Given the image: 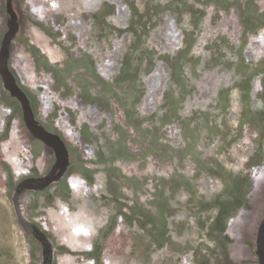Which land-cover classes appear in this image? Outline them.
Wrapping results in <instances>:
<instances>
[{"label":"rangeland","instance_id":"rangeland-1","mask_svg":"<svg viewBox=\"0 0 264 264\" xmlns=\"http://www.w3.org/2000/svg\"><path fill=\"white\" fill-rule=\"evenodd\" d=\"M262 32L264 0H0V264H259Z\"/></svg>","mask_w":264,"mask_h":264},{"label":"bare ground","instance_id":"bare-ground-1","mask_svg":"<svg viewBox=\"0 0 264 264\" xmlns=\"http://www.w3.org/2000/svg\"><path fill=\"white\" fill-rule=\"evenodd\" d=\"M263 33V32H262ZM27 36L29 37V39H30V41L33 43V44H35V46H37L39 49H40V51L42 52V54L47 58V59H49L51 62H57V61H60L58 58H57V56L56 55H54L52 52V49L50 48V46L48 45V41L46 40V39H44V37L42 36V38H41V36H39L38 35V33L37 32H34V31H29V32H27ZM262 36H264V33H263V35ZM258 37V36H257ZM258 40H259V38H257ZM261 41V40H260ZM256 43V42H255ZM261 45V44H260ZM264 48V47H263ZM252 50V49H251ZM252 54V53H251ZM20 57V56H19ZM18 57V58H19ZM22 57V56H21ZM24 57V56H23ZM252 57V56H251ZM259 57V56H258ZM25 58V57H24ZM23 58V59H24ZM19 60V59H18ZM25 60V59H24ZM21 63V62H20ZM19 63V64H20ZM22 63H25V61H23ZM26 64V63H25ZM24 64V65H25ZM29 65V64H28ZM21 66V65H20ZM29 68V67H28ZM22 71V70H21ZM104 71V70H103ZM103 71H100V73L99 74H101L102 73V75L103 76H105V74H104V72ZM28 72H29V70H28ZM31 72V71H30ZM20 74V73H19ZM27 74V73H26ZM25 74V75H26ZM156 74V76H154ZM154 75H153V80H156V82L155 83H157V81L159 82L160 81V79L161 78H158L159 77V74H158V71L157 72H155L154 73ZM22 76V75H21ZM30 76V75H29ZM33 76V75H32ZM26 78V77H25ZM32 79H33V77H32ZM37 80V79H36ZM44 81V80H43ZM42 81V82H43ZM35 82H37V81H35ZM32 83V82H31ZM47 83V82H46ZM24 84L25 85H29V82H28V80L26 79H24ZM49 84V83H48ZM47 84V85H48ZM35 88V87H34ZM48 90H46V92H47ZM50 91V90H49ZM252 92H253V90H252ZM149 93H151V91L149 92ZM149 93H148V96H149ZM254 93V92H253ZM147 96V95H146ZM151 99V95L149 96V98L148 99H146L145 97H144V99H143V104L145 105L146 103H147V101H149ZM43 102V101H42ZM44 103V102H43ZM65 103V102H64ZM45 104H46V102H45ZM66 107H70V106H67V105H65ZM47 107V106H46ZM41 108V107H40ZM47 109V108H46ZM144 109H146L147 111H148V109H150L149 107H144ZM44 110V109H43ZM40 111H41V109H40ZM234 111V110H233ZM91 114V113H93V112H91V111H83V113H82V116H81V118H79V121H78V123L80 124V125H82L84 122H86V123H89V124H94L95 123V121L93 120V119H90V118H86V116L85 115H87V114ZM232 113V112H231ZM103 116V115H102ZM232 116H233V113H232ZM234 117V116H233ZM43 121V120H42ZM59 122V121H58ZM61 122V121H60ZM57 123L56 125H57V127L59 128V129H62L63 127H64V122H61V123ZM67 123V122H66ZM67 132H69V131H67ZM72 133H74V132H72ZM65 135H67V138H69V139H72L74 142H76L77 141V139L76 138H71L69 135L70 134H66V132L64 133ZM73 136V135H72ZM66 138V137H65ZM78 142V141H77ZM43 154V153H42ZM261 180H262V178H260ZM70 180V179H69ZM73 180V179H72ZM264 180V179H263ZM71 183V182H70ZM69 183V184H70ZM75 184V183H74ZM77 188V186H74L73 184H70V188H71V191L73 192V193H77V191H78V189H76ZM80 191V190H79Z\"/></svg>","mask_w":264,"mask_h":264},{"label":"water","instance_id":"water-1","mask_svg":"<svg viewBox=\"0 0 264 264\" xmlns=\"http://www.w3.org/2000/svg\"><path fill=\"white\" fill-rule=\"evenodd\" d=\"M151 77V76H150ZM45 136L47 133L43 132ZM42 135H39V137ZM256 255L258 257L259 264H264V217L259 225L256 235Z\"/></svg>","mask_w":264,"mask_h":264},{"label":"flooded vegetation","instance_id":"flooded-vegetation-1","mask_svg":"<svg viewBox=\"0 0 264 264\" xmlns=\"http://www.w3.org/2000/svg\"><path fill=\"white\" fill-rule=\"evenodd\" d=\"M68 180H69V179L67 178V182H68Z\"/></svg>","mask_w":264,"mask_h":264}]
</instances>
